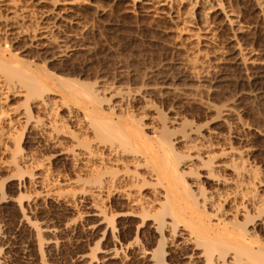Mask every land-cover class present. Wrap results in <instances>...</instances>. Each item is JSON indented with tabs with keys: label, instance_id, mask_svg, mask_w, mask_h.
Listing matches in <instances>:
<instances>
[{
	"label": "rangeland",
	"instance_id": "rangeland-1",
	"mask_svg": "<svg viewBox=\"0 0 264 264\" xmlns=\"http://www.w3.org/2000/svg\"><path fill=\"white\" fill-rule=\"evenodd\" d=\"M218 4L236 14L237 23L229 24L223 14L214 16L211 11ZM188 9L195 13L191 30L181 35L176 11ZM205 11L206 22L221 24L216 43L184 41L191 31L202 34L200 19ZM235 45L247 50L246 62L233 49ZM0 56L89 86H108L103 96L110 104L122 92L130 94L126 108L141 118L144 130L153 124L155 115L172 136L187 132L184 128L190 125L207 137L210 132L220 134L222 138L214 139V144L221 148L225 138L232 147L245 151L244 160L264 180V0H188L184 4L177 0H0ZM195 69L206 79L191 76L190 70ZM146 103L150 104L147 109ZM174 117L182 124H171ZM23 133L24 152L35 151L40 159L53 152L35 134ZM53 167L66 177L73 175L64 159L56 160ZM10 172L0 167L1 264H40L41 257L45 264L137 263L131 256L122 257L121 246L131 241L126 236L127 221L118 225L117 237L110 231L103 235L98 218L86 215L85 203L72 207L62 198L43 200L40 187ZM34 192H38L36 199ZM16 197L23 198L32 221L58 229L43 236L52 241H47L41 253ZM106 205L118 207L115 198ZM259 236L263 239L264 232ZM150 237L146 230L139 239L147 243ZM115 241L120 254L110 258ZM104 246L107 255L99 251ZM177 256L173 254L171 261L179 260Z\"/></svg>",
	"mask_w": 264,
	"mask_h": 264
},
{
	"label": "bare ground",
	"instance_id": "bare-ground-1",
	"mask_svg": "<svg viewBox=\"0 0 264 264\" xmlns=\"http://www.w3.org/2000/svg\"><path fill=\"white\" fill-rule=\"evenodd\" d=\"M187 1L177 0L180 4ZM207 12L200 19L202 34L191 31L184 41H216L221 24L206 22ZM211 12L223 14L229 24L237 23L236 14L219 4ZM193 13L191 9L176 11L181 35L191 30ZM233 49L246 62L247 50L239 45ZM190 72L195 78H205L196 69ZM109 90L105 85L89 86L0 56L2 170L40 187L37 193L43 200L62 198L72 207L85 203L86 215L98 218L103 235L107 231L115 235L118 225L127 221L126 236L131 241L121 246L124 260L131 256L136 264H264V238L259 236L264 232V180L244 160L245 151L232 147L225 138L218 148L214 139H221L220 134L210 132L207 137L192 125L184 128L187 132L182 130L184 134L172 136L171 129L155 115L153 124L144 130L141 118L126 108L132 96L122 92L110 104L103 96ZM170 123L182 121L174 117ZM22 130L41 138L53 152L43 159L35 151L24 152ZM61 159L71 166V177L53 167ZM112 198L117 200L116 209L106 205ZM22 199L17 203L21 217L29 224L32 241L41 253L52 241L43 236L58 229L32 221ZM146 230L151 239L141 243L139 237ZM117 244L113 243L110 258L120 254ZM99 251L106 254L109 250L104 246V251ZM175 253L179 260L172 262ZM42 259L38 262L45 264Z\"/></svg>",
	"mask_w": 264,
	"mask_h": 264
}]
</instances>
